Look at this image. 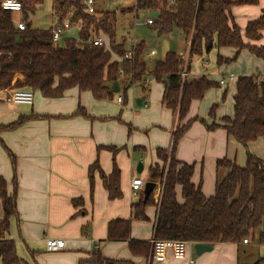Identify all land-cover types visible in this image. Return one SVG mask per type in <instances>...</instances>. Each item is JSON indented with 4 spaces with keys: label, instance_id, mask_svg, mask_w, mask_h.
<instances>
[{
    "label": "trees",
    "instance_id": "16d2710c",
    "mask_svg": "<svg viewBox=\"0 0 264 264\" xmlns=\"http://www.w3.org/2000/svg\"><path fill=\"white\" fill-rule=\"evenodd\" d=\"M21 4L19 19L30 26L19 30L14 13L0 7V92L30 90L40 92L46 99H59L73 88L89 93L96 101L112 98L113 84L126 89L142 85L146 74L153 82L163 85V106L176 118L170 149H157L156 163L150 167V180L160 187L158 203L152 193L146 201L143 196L131 206L132 220L149 222L148 207H153V236L155 240H175L190 244L241 245L243 240L253 238L264 223V160L246 152L243 166L226 158L217 160L216 169L225 170L217 176L214 194L205 197L200 185H194V165L179 161L175 151L179 140L197 118H188L193 101L201 100L205 93L219 84L206 76L182 80L184 61L176 52L168 51L163 60L154 61L149 68L145 59L146 45L143 40L134 47H127L124 40H116L115 13L110 10L89 13L82 0H52V12L58 23L68 22L77 28L76 33L62 42L52 41L49 29H34L29 22L42 0H17ZM1 2V0H0ZM167 0H136L123 9L130 12H156V18L147 26L157 38L180 34L187 46L189 72L191 58L208 55L213 49L232 48L231 58L217 57V64L237 60L241 51L264 61V47L244 43L240 29L233 23L230 9L240 4H256L257 0H177L167 7ZM264 32V9L256 20L250 21L244 36L250 42L261 39ZM103 36L107 46L93 45L95 37ZM131 53L130 58L125 54ZM21 76V79H16ZM264 76V72H263ZM123 81V82H122ZM122 82V83H121ZM4 101V99H3ZM215 105L210 108L213 115ZM75 114L88 117L79 108ZM220 124L212 123L209 129L222 127L239 145L264 140V80L260 76H242L235 82L233 115L223 117ZM22 119L11 127L18 125ZM115 156L119 150L106 146ZM12 168L15 160L10 155ZM97 172L110 201L121 198L120 170L115 158L110 174H104L98 161L88 170L90 190L93 175ZM12 191L0 177V264H27L17 255L13 240L7 238L11 219L17 218V180L14 173ZM180 189V199L177 189ZM80 202V199H79ZM78 207V201L73 200ZM131 220L113 219L107 225V240L126 242L131 255L150 257V241L130 237ZM257 243L264 245V232L257 236ZM89 264H133L130 261L105 259L97 254ZM152 264V263H150ZM252 264H264V257Z\"/></svg>",
    "mask_w": 264,
    "mask_h": 264
},
{
    "label": "crops",
    "instance_id": "0c3cea01",
    "mask_svg": "<svg viewBox=\"0 0 264 264\" xmlns=\"http://www.w3.org/2000/svg\"><path fill=\"white\" fill-rule=\"evenodd\" d=\"M263 9L264 0H257V3L252 5L240 4L231 7L230 16L233 23L240 29L244 43L264 47V32L261 39L256 42H250L244 36L246 25L259 18ZM139 26L144 27L145 25ZM76 31L77 28L71 27L70 31L65 33L64 38H68ZM118 31L120 40H124L127 47L130 48L133 43L140 42L133 40L129 46L127 44L129 40L126 38L129 35L121 32L123 31L121 25L118 29L116 28V32ZM220 49L214 50L219 51ZM229 49L231 50L229 53L225 52L228 55L222 57L231 58L233 56L235 50ZM152 50L155 51L153 48H146L145 53V59L149 61V68L150 64L154 63L151 58L157 55V51H155V54L150 56L149 53ZM188 51L187 58H189ZM167 52H164L160 60L164 59ZM241 54L258 60L262 65L260 72L248 73L245 76L259 75L260 79L264 80V61L246 50L241 51L239 55ZM194 59L190 60L189 77H207V71L200 70L207 64V59L203 57L196 58L195 61ZM230 75H233L232 79H229ZM21 78L18 76L16 79ZM237 78L233 73H223L219 80L224 79L225 84L218 86L226 87ZM117 84L118 94H122L120 82ZM154 84L158 85L156 82ZM153 85L148 87L134 85L124 91L121 104L127 103L128 90H136L138 95L134 98L136 107L132 106L135 108L132 117L127 116L123 119L120 113L116 115L108 112L105 109L104 101H96L89 93H81L76 88L68 90L59 99H46L40 92H33L32 105L6 103L3 101V97L7 91L0 93V177L5 180L8 192H11L13 188L14 173L17 180L16 208L18 215L17 218L11 219L7 238L13 240L17 255L25 263L89 264L91 259L100 254L105 259L145 264L143 258L131 255L126 242L107 240V225L113 219H130V237L132 239L150 241L153 236L154 208L148 207L146 210L150 233L142 235L140 230L134 226V222L142 221L132 220L131 206L143 196V189L137 194H133L130 190V182L133 178H141L143 182L151 181L149 169L156 163L155 152L159 148L170 149L171 144L169 147V143L172 142V133L176 127V118L162 104L163 85L157 87ZM234 92L235 87L232 94V114L223 116L219 108L215 111L218 114H215V118H210L211 121L208 123L218 122L223 117H232ZM139 98L144 100L143 103L148 106L150 102L151 106L144 107L143 103L139 102ZM213 105L217 104H212L210 108ZM79 108H82L88 117L75 114ZM154 113H160L161 118L164 117L163 120H153L156 116ZM194 117L197 118L191 111L188 118ZM172 118H174V124L171 123ZM20 119L22 122L11 127ZM195 125H191L179 140L175 156L181 162L194 165L192 182L194 185H200L205 197H210L214 194L218 176L217 160L226 158L237 163L235 154L238 155L241 145L227 135L224 129L207 133L199 128V131L194 134L192 128ZM127 128H130L134 134L129 133ZM148 128L150 138L146 140L140 136L138 129L147 130ZM149 144L152 146L150 148L154 159L146 167L141 164L143 168L140 174L143 173V177H140L137 175V168V174L133 168L134 162L137 160H134V155L136 158L138 157L134 149L144 151V145L149 147ZM106 146L122 149L113 156L111 151L105 149ZM129 148L134 150L131 151V154H129ZM179 148L186 151L179 152ZM244 148L246 152L264 160V140H258ZM240 153L239 159L243 160L244 154L241 149ZM10 155L15 160V172L12 168ZM113 158L120 170L121 198L110 201L97 172L93 175V190L91 192L88 170L95 161H98L101 170L108 175L112 170ZM199 159L205 160V165L209 168L206 175H203L202 170L199 171L195 166L194 161ZM203 160H200L201 164H203ZM237 165L242 166L243 161L239 160ZM198 177L199 179H197ZM177 196L180 197L179 188ZM73 200L78 201V207L73 205ZM1 215L0 207V217ZM46 239L63 240L64 249L59 252H47L45 250ZM193 245L188 246L185 259L176 260L169 254L163 264H189V259H193L194 264H252L259 256V251H257L256 257L248 243H242V246L216 244L212 246L211 251L200 256L195 254L192 249ZM258 246L264 245H256L257 248H259ZM242 249L244 261L241 259Z\"/></svg>",
    "mask_w": 264,
    "mask_h": 264
},
{
    "label": "rangeland",
    "instance_id": "374dc122",
    "mask_svg": "<svg viewBox=\"0 0 264 264\" xmlns=\"http://www.w3.org/2000/svg\"><path fill=\"white\" fill-rule=\"evenodd\" d=\"M129 6L131 5L125 4V5L119 6L115 0H95L94 8L97 9L98 12L110 10L115 13V28L118 29L119 25H121L122 30H123L121 32L125 35H129L126 37L129 40L127 41V44L129 46L132 44L131 41L133 40H136L137 42L143 40L146 42L147 49L149 48L155 49V51H157V55L151 58L152 61L160 60L163 57L164 52L171 51V52H176L179 54V56L183 57V61L185 64L186 62H188V58L186 54H187V50L189 49V47L187 49L186 42L180 34L175 33L169 36L157 38L155 34L147 26H144V27L138 26L137 28H134L133 24L136 22L139 24L142 23L146 19L149 13L148 12H138L136 14L135 12H130L128 10L122 11L123 9H126ZM18 20H20L18 13H14V21H18ZM29 22L31 23V27L34 29H49L53 27L55 25L56 20L52 12V0H42V3L36 8L34 14L30 16ZM116 40L120 41L119 31L117 32ZM230 51L231 50L229 48H222L219 51H216L213 49L208 55L204 54L202 56L203 58L207 59L208 62L204 67L200 68V70L207 71V77L209 80L217 83L220 76L223 73L225 74L233 73L237 78V77L248 75V73L249 74L258 73L262 70V65L260 64V62L254 58L249 57L246 54L239 55L238 59L232 63L218 65L217 56L218 55L220 56L228 55V54H225V52L229 53ZM148 63L149 61L147 60V64ZM151 65L152 64H150V67ZM235 82L236 80L230 83L226 87L217 86V87L211 88L210 90H208V92L204 95V97L201 100L194 101L192 103L191 110L189 113L191 114V111H192L194 116H197V121L193 122V124H196L195 127L192 128V132L194 134H196L199 131V128L203 129L207 133H213L215 131H219L223 129L222 127L209 129L208 126H210L212 123H208V122L211 121L210 118L212 119L215 118V114H218L215 111H217L219 108L221 110L220 113H222L223 116H226V115L230 116L232 114L231 104H232V94H233V90L235 87ZM154 83L155 82H152L150 86H152ZM159 85L161 86L160 83H158V85L154 84L153 86L157 87ZM137 95H138V91L133 90V89L128 90L127 91V103L120 105L116 103L115 99H116V96H122V94H113L112 98L104 100V103L107 107V108L105 107V109H107L108 112L114 113L116 115L120 113L122 119L127 118V116L132 117L133 113L135 112V108H132V106L133 105L135 106L134 98ZM139 100H140L139 102L141 103L145 102L144 100L140 98ZM212 104H217L218 108H216L217 105H215L216 106L215 110L213 112V115L211 116L210 106ZM149 106H151L150 102H149ZM149 106L147 105V107ZM163 118H161L160 113H157L156 116H154L153 120L159 121V120H163ZM218 122L221 123L220 119L218 120ZM218 122H214V124ZM171 123L174 124V118L171 119ZM127 129L130 133L131 129L130 128H127ZM138 131L141 137H143L146 140H149L150 138L149 128L147 130L138 129ZM170 144L171 142L169 143V147H170ZM144 147H145L144 151H138L141 149H137V148L134 149L138 154L137 158L134 155V160L137 159L135 160L134 165H133L135 174H137L136 168H137L138 163H141L144 167H146V165L154 159L153 153L151 152V148H150L152 146H150L149 144V147L147 145H144ZM240 149L242 150V154H244L243 160H241V158L239 159L241 155ZM134 150L132 148H129V154H131V151H134ZM177 150L178 148H176V151H175L176 155H177ZM181 151L185 152L186 150L185 149L182 150V148H179V152ZM245 152H246L245 148L241 145V148L238 149V155L237 153L235 154V157L237 156V160H236L238 161L237 163H239V160H240L241 162L243 161V165L245 164V160H246ZM200 160H203V159L194 161L195 166L198 167L199 171L200 169L202 170L203 175H206L209 168L206 167L205 160H203V164H201ZM212 168L214 170V163L212 165ZM217 171H218V177H220L219 174L222 177L226 173L225 170H217ZM137 175L140 177H143V173L137 174ZM197 179H199V177ZM155 198H156V193H155ZM179 200H181L180 197H179ZM134 223H135L134 226H136V228L140 230V234L148 235V233H150V223H147V222H134ZM263 229H264V223H263L261 230L264 231ZM261 230L254 233L253 238H250V237L247 238L248 245L252 247L251 248L252 252L257 257V253H258L257 251H259L258 257L260 258L264 257V246H261V247L258 246L259 248H257L256 245H258L257 236ZM242 243L243 242H241V246H242ZM244 250L246 251L247 249H244ZM241 259L242 261H244L243 249L241 253Z\"/></svg>",
    "mask_w": 264,
    "mask_h": 264
},
{
    "label": "built area",
    "instance_id": "2783aa9c",
    "mask_svg": "<svg viewBox=\"0 0 264 264\" xmlns=\"http://www.w3.org/2000/svg\"><path fill=\"white\" fill-rule=\"evenodd\" d=\"M116 3L121 6L125 4H134L136 0H115ZM177 0H167V7L175 5ZM83 5L87 8V11L91 14L95 12V0H82ZM0 7L4 11H10L13 13H19L21 12V4L17 0H1ZM56 19L55 25L51 27L52 31V41L53 42H62L64 39L65 33H68L70 31V25L68 22L64 21L62 24H59L58 17L54 16ZM153 22V17L151 16V13H149L142 23H134V28H137L139 25H150ZM16 27L19 30H25L27 28L26 24L22 22L21 20L15 21ZM93 45L96 46H107V41L103 37H96L92 40ZM135 44L133 43L132 47H134ZM155 54V51H150L149 55L153 56ZM125 58H130L131 53L128 52L124 56ZM183 59V57H181ZM186 64L184 63V67L181 70L180 77L182 80H185L189 78V72L186 69ZM233 75L229 76V79H232ZM153 78L150 74H146L144 77V80L142 81V86L148 87L152 82ZM219 86H224L225 80L221 79L218 81ZM3 93V92H0ZM4 101L9 104L14 105H32L33 103V92L30 90H12L7 91L5 96L3 97ZM117 103L121 104L123 102L122 96L116 97ZM143 106L146 107L147 104L143 103ZM145 182L141 178H133L130 182V190L133 194H137L140 190L143 189ZM156 193V198L154 194V200L155 203H158L159 196H160V187L156 185V188L154 190ZM151 251H150V257L147 261V264H163L166 261L167 256L170 254L174 259L176 260H183L186 258L187 254V248L190 245V243L183 242V241H175V240H155L151 239ZM244 244H247V240H243ZM64 249V241L60 239H46L45 240V250L47 252H59ZM189 264H194L193 259L188 260Z\"/></svg>",
    "mask_w": 264,
    "mask_h": 264
},
{
    "label": "water",
    "instance_id": "95a60500",
    "mask_svg": "<svg viewBox=\"0 0 264 264\" xmlns=\"http://www.w3.org/2000/svg\"><path fill=\"white\" fill-rule=\"evenodd\" d=\"M151 16L153 18H156L157 13L156 12H153V13H151ZM26 26L28 28L30 26V24L28 23ZM71 32L73 33L74 30L72 29ZM111 92L113 94H118L119 93V87H118V84L116 82L113 84V87L111 89ZM142 168L143 167H142L141 163H139L137 165V173L138 174L141 173ZM155 188H156V184L154 182H151V181L145 182L144 187H143V191H142L143 200L144 201H146L148 199V197L154 192ZM193 249L195 251V254L197 256H200L201 254H203L205 252L211 251L212 250V246L205 245V244H194L193 245Z\"/></svg>",
    "mask_w": 264,
    "mask_h": 264
}]
</instances>
